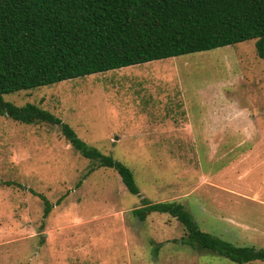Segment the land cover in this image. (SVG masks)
Masks as SVG:
<instances>
[{"label":"rangeland","instance_id":"obj_1","mask_svg":"<svg viewBox=\"0 0 264 264\" xmlns=\"http://www.w3.org/2000/svg\"><path fill=\"white\" fill-rule=\"evenodd\" d=\"M152 63L3 97L50 112L123 163L140 196L113 170L83 159L59 128L0 117V264H233L182 245L185 231L168 215L140 222L132 211L141 199L181 204L203 232L264 249V190L255 198L247 179L221 169L228 158L209 157L214 149L264 150L263 141H238L250 120L255 134L264 130V61L255 41ZM173 105L187 107L194 142L164 133L185 125L175 126L185 117ZM215 133L225 140H202ZM253 173L263 185L264 169ZM29 191L51 204L63 200L43 218V203Z\"/></svg>","mask_w":264,"mask_h":264},{"label":"trees","instance_id":"obj_2","mask_svg":"<svg viewBox=\"0 0 264 264\" xmlns=\"http://www.w3.org/2000/svg\"><path fill=\"white\" fill-rule=\"evenodd\" d=\"M246 41H255L264 61V0H0V117L59 128L83 159L113 170L125 190L139 197L134 175L123 163L86 144L50 112L32 104L17 107L3 97ZM29 192L43 203V218L63 200L51 204ZM152 214L175 219L185 231L179 242L195 251L233 264L264 263V249L235 246L203 232L181 204L141 199L132 211L140 222Z\"/></svg>","mask_w":264,"mask_h":264},{"label":"crops","instance_id":"obj_3","mask_svg":"<svg viewBox=\"0 0 264 264\" xmlns=\"http://www.w3.org/2000/svg\"><path fill=\"white\" fill-rule=\"evenodd\" d=\"M157 62V61H155ZM149 64V63H147ZM151 64H153L151 62ZM158 64V63H156ZM150 66V64H149ZM151 68H153V71L149 72L148 75H151L152 73H155L154 71V68L155 67H152L151 65ZM151 73V74H150ZM166 73L167 75H170L169 72H164ZM200 107L202 108V106L204 107H207V106H211L213 109L217 110V109H220L222 110L223 107L222 106H217L216 104H206V102L204 103H201L199 104ZM176 110L178 109L180 112H182L183 116L185 117V121H181L180 123L179 122H176L175 123V126H178L179 124H185L184 127H183V131L181 132L180 130L178 131V129H176L174 127V129L172 128V130H167V132H164L165 134H168L169 133V137L173 140L171 141H174L175 140V136H178V140L179 141H183V142H194L195 140L192 138L191 136V127L187 124V113H186V110H187V107L186 106H180V105H173ZM237 107V106H235ZM164 108H167V107H163ZM240 109V107H237V109ZM242 110V109H241ZM253 116V115H252ZM249 126H243V127H247L246 130H242V133H243V139L242 140H238L239 142L240 141H251V140H254V141H263L264 142V130H259V134H255V123L253 122V120H250L249 122ZM188 126V128L186 127ZM250 129H251V133H250ZM254 134H253V133ZM172 135V136H171ZM207 134H205V138L202 139L203 141H207V142H210V143H215V142H220V141H224V137H223V134L222 133H215V134H211V135H208V137H206ZM229 141V140H228ZM260 149V148H259ZM211 153H209V157H212V158H219V157H225V158H228L229 160H227L223 167L221 169L225 170V171H229L230 173L233 174V177L234 179L236 178L237 180H240V181H244V179H247L248 181V188L249 190H252L253 193H251L255 198H260L261 195L259 194H256L255 192L257 191H261V190H264V184H260V183H255V182H252V179H251V175L254 174L253 172L258 170V169H264V150H258V149H248V150H244V151H228L227 153L226 152H220L216 149L210 151ZM220 169V170H221ZM219 171V170H218ZM235 179V180H236ZM250 182V183H249ZM254 184H257V186H254ZM264 195V194H263Z\"/></svg>","mask_w":264,"mask_h":264}]
</instances>
